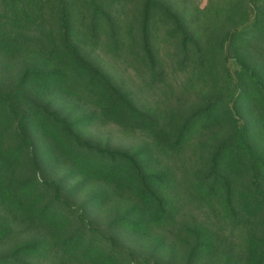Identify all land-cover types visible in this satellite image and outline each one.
<instances>
[{"label": "trees", "instance_id": "1", "mask_svg": "<svg viewBox=\"0 0 264 264\" xmlns=\"http://www.w3.org/2000/svg\"><path fill=\"white\" fill-rule=\"evenodd\" d=\"M0 264H264V0H0Z\"/></svg>", "mask_w": 264, "mask_h": 264}, {"label": "rangeland", "instance_id": "2", "mask_svg": "<svg viewBox=\"0 0 264 264\" xmlns=\"http://www.w3.org/2000/svg\"><path fill=\"white\" fill-rule=\"evenodd\" d=\"M203 5H204V1H203ZM99 135V133H98ZM103 139H106V140H111L110 141H113L115 143H127V144H130V145H134L135 143V140L130 138V137H123L121 135L118 134L117 131H115L114 129L113 130H108V131H103L100 135Z\"/></svg>", "mask_w": 264, "mask_h": 264}]
</instances>
